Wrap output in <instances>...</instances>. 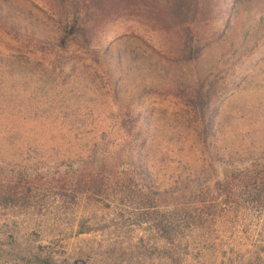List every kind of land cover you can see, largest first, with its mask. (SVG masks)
Instances as JSON below:
<instances>
[{
	"label": "rangeland",
	"instance_id": "374dc122",
	"mask_svg": "<svg viewBox=\"0 0 264 264\" xmlns=\"http://www.w3.org/2000/svg\"><path fill=\"white\" fill-rule=\"evenodd\" d=\"M50 4L0 0V7L11 10L17 21L37 17ZM249 9L248 1L238 7L233 34L243 27ZM141 29L121 22L103 34L102 42L121 49L140 46ZM18 48L0 32V70L15 68L0 71V264H264V204L231 199L216 203L208 197L202 205L172 197L148 209L141 198H127L128 191L116 181L99 195L87 191L79 198L75 192L60 197L63 168L70 161L88 167L79 150L74 160L63 156L72 148L90 150L98 144L95 151L103 153L123 138L109 120L110 105L89 56L72 57L61 67L60 61L27 56L25 48ZM221 48L208 52L204 62L213 60ZM29 63L33 69L17 71ZM151 74L130 72V89L156 81ZM234 74L259 85L263 94L264 40L238 61ZM144 105L166 115L178 110L174 101L157 96ZM220 111L219 140L229 150L238 141L249 144L264 131V103L252 89H231ZM179 149L175 142H162L152 152L154 190L189 176ZM225 173L230 178L236 174ZM24 175L26 181L17 183ZM169 204L181 215L167 218L171 235L166 238L157 229L154 210Z\"/></svg>",
	"mask_w": 264,
	"mask_h": 264
},
{
	"label": "trees",
	"instance_id": "16d2710c",
	"mask_svg": "<svg viewBox=\"0 0 264 264\" xmlns=\"http://www.w3.org/2000/svg\"><path fill=\"white\" fill-rule=\"evenodd\" d=\"M245 1L250 8L247 20L233 34L238 7ZM41 11L17 21L11 10L0 7V32L18 50L25 48L27 56L49 57L61 67L68 59L89 56L110 105L109 120L123 138L103 153L95 151L98 144L90 150L72 148L63 156L74 160L84 153L88 167L70 161L63 168L60 197L75 192L79 198L87 191L99 195L116 181L128 191L127 198H141L148 209L172 197L202 205L208 197L216 203L231 199L264 204V131L249 144L238 141L233 150L218 135L221 102L231 89H252L264 103L259 85L234 77L238 61L264 40V0H51ZM121 22L142 28L140 46L121 49L102 42L103 34ZM220 46L218 55L204 62L207 53ZM30 65L17 71L33 69ZM6 69L15 68L0 71ZM141 70L152 73L156 81L130 89V72ZM150 96L170 99L178 110L166 115L162 109L146 107ZM162 142L180 147V162L187 164L189 176L179 177L170 188L154 190L149 163ZM169 205L154 210L157 229L166 238L171 235L167 218L181 215Z\"/></svg>",
	"mask_w": 264,
	"mask_h": 264
}]
</instances>
